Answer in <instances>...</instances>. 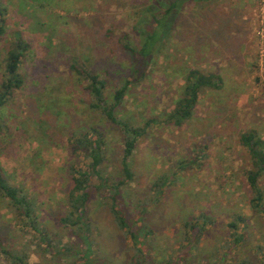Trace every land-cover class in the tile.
Masks as SVG:
<instances>
[{
  "label": "rangeland",
  "instance_id": "rangeland-1",
  "mask_svg": "<svg viewBox=\"0 0 264 264\" xmlns=\"http://www.w3.org/2000/svg\"><path fill=\"white\" fill-rule=\"evenodd\" d=\"M147 1L0 0V83L10 45L19 38L28 43L23 86L0 107V165L30 195L48 235L15 214L0 193V238L9 249L26 250L28 264H126L136 250L111 213L110 191L96 189L97 178L85 218L89 238L62 222L71 168L87 163L73 151L75 135L90 126L104 131L106 170L122 176V128L91 108L82 69L106 79L111 100L131 77L119 117L135 125L161 120L139 138L129 159L134 178L120 197L129 222L143 226L141 264H264V213L250 205L253 166L241 141L248 130L264 139V0H188L151 61L129 49L141 48L134 28ZM192 68L218 73L221 88L203 89L184 125L168 124ZM162 176L167 183L159 191L154 182ZM260 184L264 189V174ZM202 212L210 219L195 240L185 223H203ZM239 214L247 222L235 246L229 222ZM65 245L70 250L62 251ZM8 263L0 250V264Z\"/></svg>",
  "mask_w": 264,
  "mask_h": 264
},
{
  "label": "trees",
  "instance_id": "trees-1",
  "mask_svg": "<svg viewBox=\"0 0 264 264\" xmlns=\"http://www.w3.org/2000/svg\"><path fill=\"white\" fill-rule=\"evenodd\" d=\"M188 0H149L147 5L141 9L135 25V30L142 37L143 41L139 50L133 47L129 48L140 59L147 58L151 61L154 56L161 51L165 36L170 33L173 23L176 20V14ZM190 1V0H189ZM201 1V0H194ZM5 9L0 2V38L5 32ZM169 37V38H170ZM127 46H129L127 44ZM28 49V43L19 38L10 45L5 60V71L3 72L0 83V107L5 105L13 97L14 91L23 86L24 78L20 71L22 58ZM85 78L89 81L87 88L89 90L92 109L100 111L108 120L121 126L124 141L123 155L121 159L122 176L119 178L111 177L106 170L107 160V138L106 133L95 126L87 127L80 134L74 136L71 145L75 154L83 155L87 160L86 168H71L72 188L68 193L69 209L62 222L74 227L78 237L89 238V223L85 222L87 206L91 198L93 180L97 178L99 185L96 189L110 191V209L111 213L119 226L127 235H130L135 245V253L132 259L126 264H141L140 255L145 251L146 239L142 236L140 230L142 223L138 226L132 225L126 214V208L121 204L123 188L134 178L131 162L129 159L137 147L140 137L145 135L152 124L159 123L161 120L157 117L149 118L144 125H135L129 120L116 115V110L122 104V100L128 91L132 82L131 77L126 79L123 85L114 92L111 100L108 97L107 81L98 74L81 70ZM223 79L215 72H203L199 68H192L186 76V83L183 87L182 96L175 102L174 108L166 114L165 122L175 126H182L194 116L195 107L199 102L200 92L205 88H221ZM1 127V126H0ZM241 141L251 156L253 168L248 171L247 179L252 189V199L250 205L254 211L264 213V189L260 184V179L264 174V139L254 130L245 131L241 135ZM181 165V164H180ZM167 183V176L160 177L154 182V186L161 188ZM0 193L7 201V205L18 216L23 217L24 221L36 231L42 234L47 240L46 229L40 227L36 215L35 206L32 198L26 190L18 185L12 184L4 176L3 168L0 165ZM203 223L196 221H186V225L191 229V236L198 240L206 229V223L210 215L202 212L199 216ZM142 217H137L141 222ZM246 217L236 215L229 222L231 235L234 237L235 246L243 239L240 229L246 226ZM148 233H146L147 235ZM49 243L48 246H51ZM0 250L8 258V264H28L29 253L24 249H9L2 243L0 238ZM70 250V245H65L62 251ZM165 264H172L168 262Z\"/></svg>",
  "mask_w": 264,
  "mask_h": 264
}]
</instances>
